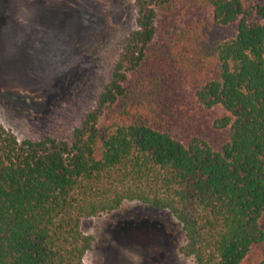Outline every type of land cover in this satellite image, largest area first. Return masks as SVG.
<instances>
[{"label": "trees", "instance_id": "16d2710c", "mask_svg": "<svg viewBox=\"0 0 264 264\" xmlns=\"http://www.w3.org/2000/svg\"><path fill=\"white\" fill-rule=\"evenodd\" d=\"M133 0L95 102L68 133L0 123V264H84L83 219L168 210L195 264H264V1Z\"/></svg>", "mask_w": 264, "mask_h": 264}, {"label": "rangeland", "instance_id": "374dc122", "mask_svg": "<svg viewBox=\"0 0 264 264\" xmlns=\"http://www.w3.org/2000/svg\"><path fill=\"white\" fill-rule=\"evenodd\" d=\"M135 17L133 0H0V123L20 140L68 133ZM81 228L93 237L84 264H195L179 252L184 232L166 209L125 201Z\"/></svg>", "mask_w": 264, "mask_h": 264}]
</instances>
